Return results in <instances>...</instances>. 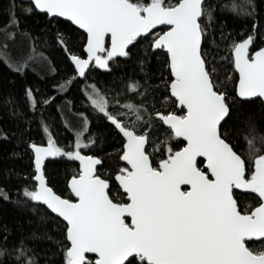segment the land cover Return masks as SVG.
<instances>
[{"label": "snow or ice", "instance_id": "snow-or-ice-1", "mask_svg": "<svg viewBox=\"0 0 264 264\" xmlns=\"http://www.w3.org/2000/svg\"><path fill=\"white\" fill-rule=\"evenodd\" d=\"M0 21V114L34 165L14 203L37 217L15 239L0 225V264H264V0H6ZM46 161L78 162L67 196Z\"/></svg>", "mask_w": 264, "mask_h": 264}, {"label": "trees", "instance_id": "trees-1", "mask_svg": "<svg viewBox=\"0 0 264 264\" xmlns=\"http://www.w3.org/2000/svg\"><path fill=\"white\" fill-rule=\"evenodd\" d=\"M5 2L6 0H0V4ZM171 2L174 3L175 0H171ZM42 23V21L31 18L25 22V26L35 32H39ZM226 24L228 30L233 32H242L249 27V25L243 21H238L230 16L226 18ZM51 55L52 59L59 68L60 74H64L67 70L65 67L67 61L64 60L62 52L58 48H52ZM220 55L228 56L229 53L226 51H221ZM217 59L219 60V57H217ZM222 63L224 64L225 70L229 75H233L238 78L237 74L234 73V70L231 68V65L227 63V61H222ZM128 71L131 73V66H129ZM12 75L13 74L10 71L0 65V94L6 93L8 91L7 81ZM99 78L103 80L105 78V74L101 73ZM229 86L231 87V85ZM16 91L17 94H19V85ZM70 98L76 101L74 111L82 110V106L79 103L80 94L74 90L70 94ZM47 122L51 126V131L54 135V138L58 141L60 146L68 145L74 141L73 133L68 132L64 128L60 119V115L57 113L55 108L51 109V114L48 115ZM71 123L73 127H76L78 125V119L76 117H71ZM95 126L96 124L94 122V127ZM99 127L104 128L105 126L101 123L99 124ZM0 129L4 130L5 134L9 135L8 140L0 138V188H3L5 191L10 192L11 194L10 201H4L3 199H0V225L6 224L10 230L15 232V239L19 237V232L16 231L19 226L22 225L25 232L30 231L32 228L37 226V217L33 215L31 211L18 207L14 203V201L17 199L18 193H20L21 198H23L22 188L29 183L28 180L24 179V177H30L32 171L34 170V165L32 164L30 158L31 150L28 149L26 152V145L19 143L15 137L11 136V131L15 130L14 125L3 114H0ZM105 134L108 136V142L104 147L109 153L112 154L110 157L111 164L103 169L104 175H108L115 168V154L119 151V147L117 141L112 138L113 134L108 133L107 131ZM31 135L35 142H41L42 132L36 127L35 123H33ZM44 145H46V137L44 138ZM71 164L72 167L68 169H65L64 164L59 162L51 164L47 162L46 164L48 166V173L52 177L54 190H56L58 194H62L64 196H67L68 194L66 190V177L78 171V165L75 162H71ZM251 203V200H245L243 205L247 206ZM30 221L32 223H30Z\"/></svg>", "mask_w": 264, "mask_h": 264}, {"label": "water", "instance_id": "water-1", "mask_svg": "<svg viewBox=\"0 0 264 264\" xmlns=\"http://www.w3.org/2000/svg\"><path fill=\"white\" fill-rule=\"evenodd\" d=\"M237 74V77H238V73H236ZM44 146H46V145H44ZM47 162L48 161H46V164H47ZM77 165H78V162H75ZM123 163V162H122ZM93 254H89V256L91 257Z\"/></svg>", "mask_w": 264, "mask_h": 264}]
</instances>
